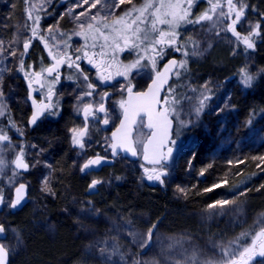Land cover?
Returning <instances> with one entry per match:
<instances>
[{
  "label": "rangeland",
  "instance_id": "374dc122",
  "mask_svg": "<svg viewBox=\"0 0 264 264\" xmlns=\"http://www.w3.org/2000/svg\"><path fill=\"white\" fill-rule=\"evenodd\" d=\"M17 1L20 2L12 0ZM184 1L171 0L185 7ZM146 2L100 0L92 8L95 0L88 3L84 0H26L25 4H20L16 11L11 12V18L0 15V92L3 94L0 96V134L1 106L6 99L5 75L8 67L13 73L10 76L14 75L15 63L27 33L35 29L53 51L63 55L65 46L76 50L85 45L83 41L86 39L89 43L95 40L91 37L93 30L87 27L89 23L100 29L99 25L124 17L133 7L140 8ZM152 2L159 3L160 0ZM4 4L8 2L0 0V5ZM137 15L139 13L133 11L132 16L126 17V22L130 23ZM93 16L97 19L92 20ZM252 24L248 21V28ZM179 26L183 28V31L176 28V32L179 31L176 39L182 50L180 62L186 63L183 67L179 65L174 83L165 97L177 103L172 105L175 112L170 113L175 121L173 140L176 143L170 145L173 152L164 165L168 173L162 177L164 184L148 179L145 169L153 167L119 157L112 167L99 174L86 175L89 184L85 195L88 196L83 197L77 187L63 184V172L54 161V154H60L61 140L52 143L46 134L35 136L20 150L6 148L0 142V160L4 162L0 167V194L4 198L0 225L4 226L7 234L0 243L5 244L11 261L16 257L26 258L22 238L24 229L14 224L10 206L13 190L21 183L29 189L24 211L28 225L52 239V229H55L53 220L65 219L72 227L73 239L81 243L78 261L71 262L70 257L62 256L54 264H208L220 261L226 246L231 245V250L239 255L245 247L252 245L256 233L264 228V210H252L251 202L244 194L221 198L219 201L230 202L223 208H209L208 205L193 213H179L175 208L168 210L167 215L181 217L178 223L170 218L169 221L159 219L151 224L149 218L133 214L115 203L114 199L111 200L121 185L129 187L134 184L142 189L141 174H144L148 184L167 188L173 201L183 203L184 192L190 184V177L184 175L183 167L189 165L197 146L195 136L187 131L195 125L199 130L211 133L216 140L212 153L202 155L201 162L235 164L249 158L264 180V23L259 35L255 38L250 36L252 48L246 47L243 42L238 45L235 37L226 35L222 22H181ZM157 28L169 31L167 24H158ZM241 70L252 77L250 86L242 82ZM201 101L203 107L197 114ZM253 113L254 117L251 116ZM146 137L140 121L134 142L145 141ZM135 147L140 155L142 144L135 143ZM21 150L29 165L24 172L18 171L13 163ZM82 164L67 162L69 175L75 177L81 174ZM94 180L99 183L90 187ZM88 188L96 192L88 194ZM150 228L152 237L149 240ZM249 229L256 231L253 238L243 246L237 245L238 237ZM258 253L257 246V254L248 264H264V257Z\"/></svg>",
  "mask_w": 264,
  "mask_h": 264
},
{
  "label": "flooded vegetation",
  "instance_id": "af4514ba",
  "mask_svg": "<svg viewBox=\"0 0 264 264\" xmlns=\"http://www.w3.org/2000/svg\"><path fill=\"white\" fill-rule=\"evenodd\" d=\"M184 2L186 3L185 8H187V0ZM212 3H219L222 7L217 8L215 13H212L210 12ZM233 3L238 6L239 4L245 5L241 21L235 25L240 35L242 37L248 36V33H251L257 24L260 25V31L264 23V0H233ZM192 9L193 11L190 12V18L188 19L196 20L205 12H209L212 15V20L209 21L222 22L224 33L235 37L230 31H227V27L235 18V14H232L231 19L221 16V12L228 13L227 0H192ZM114 21L115 19L107 23L110 26L109 28L103 27L105 23L99 25L98 27H101L100 31L92 32L91 37L95 38V40L92 39L94 40L92 43H89L86 39L83 41L85 45L82 44L76 50H71L68 46H65L63 55H58L53 51L39 32L36 31L35 35H33V32L26 34L24 43L26 40L29 41V47L25 51L23 43L22 51L17 57V63H15L14 75L10 76L13 73H10V67H8L4 79L6 99L1 106V134L7 135L8 140L3 141L1 146L20 150L27 146L32 137H40L48 133L52 143L55 140L62 141L60 154L65 155L66 162L83 163V167L88 160L94 157L107 158L109 156L111 148L110 135L119 124L124 109L121 107V101H125L129 82L132 85L133 92H140L146 88L156 75L148 59L142 60L141 64L144 67L133 69L127 80L124 76L116 74L120 66L132 63L138 55L148 56L154 54L150 51L148 53L143 51V48L148 46L147 41L139 50L124 48L123 51H119L114 50L113 47L102 48L101 46L105 44L104 35L109 36L108 44L111 45L115 33L112 31ZM150 21L151 17H149L148 23L142 24L140 27L148 28L150 37L158 38L159 33L151 31ZM248 21L253 23L250 28L247 25ZM180 28L179 26L178 29L180 30ZM180 31H183V28ZM102 33L103 35H100ZM255 37L256 35H254ZM235 41L238 45L241 43L237 39ZM120 43L123 45L122 41ZM156 47L157 49L163 48V54L155 56L156 71H160L164 63L171 58H176L180 65L182 50L178 39H176L175 45L165 44L156 45ZM50 52L51 55H49ZM102 52L105 55L102 56ZM85 53H87V56ZM53 57L58 59L64 57L65 62L58 66L59 80L53 84L52 95L49 98V82L55 80L56 73L48 75L44 70L56 63ZM113 57L115 60H113ZM102 60L104 64L101 63ZM69 63L72 64V67H69ZM177 70L173 76L172 84L176 78ZM34 73H40V77H37ZM109 74L112 77L110 80L104 82L100 80V75L108 76ZM85 76L88 77L87 80L84 79ZM30 82L31 89L29 88ZM42 84L43 86H41ZM88 84H92L93 88L89 89ZM88 92L92 94L86 95ZM167 92L168 90L163 94L161 101L165 99ZM33 100L36 101L37 105L41 102L44 104L51 103L52 105L40 112L35 123H31L33 113L36 111ZM86 105L90 106L92 111L87 120H85L83 111ZM101 105L104 110L98 111ZM160 106L163 107V104ZM105 120H107V123H105ZM73 130H86L82 140L83 148L73 143ZM83 155L85 156L82 157ZM57 158L58 156L54 154V161ZM81 175L86 176L89 174L86 171H81Z\"/></svg>",
  "mask_w": 264,
  "mask_h": 264
},
{
  "label": "snow or ice",
  "instance_id": "6c2138e0",
  "mask_svg": "<svg viewBox=\"0 0 264 264\" xmlns=\"http://www.w3.org/2000/svg\"><path fill=\"white\" fill-rule=\"evenodd\" d=\"M89 0H84V3H88ZM100 0H95V3L91 4L92 8H95ZM121 3H131V0H120ZM187 8L183 7L182 3H172L171 0L165 2V0H160V2L153 3L152 0H147L146 3L143 4L142 7L136 8L133 7L132 11L125 13L124 17H120L119 19L113 22L112 31L116 33V36L112 37L111 45L108 44L109 36L104 35L103 38L105 40V44L102 45V48L113 47L114 50L123 51L124 48H133V49H141V46L148 42V46L143 48L145 53L149 51L154 55L148 56H140L138 55L137 59L132 63L127 65H122L117 69V75H122L127 80L129 73L132 72L133 69L144 67L141 64V61L144 59H148L152 64L153 71L156 72L155 78L152 79L151 83L148 86V90L146 92H137L133 93V88L131 83L127 87V92L129 94V100L127 102L121 101V107L124 108L125 112V120L122 121L121 127L117 129L116 133H113V143L111 144L113 155H116L117 148L121 150L127 151L131 153L133 156L138 154L136 147H134V143L129 140L130 133L127 131L130 124H134L136 122V117L143 113L147 116V128L151 130L150 135L147 138V141L137 140L136 144L143 145V158L144 160L152 164L154 167L149 170L145 169L146 174L148 175L149 180L159 181L161 184H164V180L162 177L166 176L168 173L166 172L164 165L167 163L168 158L172 155L173 148L170 145H174L176 143L175 140L170 139V130L172 127V120L169 119V115L172 112H175V109L172 107L177 101L164 99L161 101L160 99V91L163 88V85L167 83L168 74L172 72L173 67L176 65V61L170 62L169 65L165 66L164 71H156V60L155 56H161L163 54V48L157 49L156 45H175L176 44V36L178 33L176 32V28L179 27L181 22L184 23H196L199 24L203 20H212V15L209 12H205L203 15L198 17L196 20H189L188 17L190 15V10L192 7V0H187ZM228 13L225 14L221 12V16H224L226 19H231L232 14H235V18L232 19L231 24L228 25L227 31H230L233 36L236 37L238 41L243 42L246 47L252 48L253 43L251 42V35H259L260 25L257 24L250 33L249 36H241L240 33L236 30L235 25L241 21V18L244 15L245 5L233 3V0H227ZM222 7L219 3H212L210 12L215 13L217 8ZM138 12L134 19L131 22H126V17L132 16V12ZM80 15H86V13H81ZM149 17H151L150 26L152 32H158L159 37H150L148 28H141L140 25L146 24L149 22ZM79 19V17H77ZM92 20H96L97 17L93 16ZM158 24H167L169 26V31L165 32L157 28ZM116 25H120L121 27L117 28ZM80 27L83 29L84 25L81 24ZM89 30L100 31V29H96L92 23L87 25ZM104 28H109L110 26L105 23L103 25ZM36 30L33 29V35H35ZM83 34V33H82ZM103 35V33H102ZM123 42L121 45L120 42ZM29 47V41H25L24 49L27 51ZM47 47V45H45ZM51 55V52L49 53ZM87 56V53H85ZM101 55H105V53H101ZM187 55V53H185ZM79 58V57H78ZM56 63L50 67L45 69L48 75H52L54 72L56 73L55 80L53 82H49V98L52 95V86L53 84L59 80V72L57 71L58 66L65 62V58H56L53 57ZM70 60V58H68ZM113 60L115 58L113 57ZM92 62L91 60L89 61ZM104 64V61H101ZM186 62H180V66L183 67ZM96 66V65H94ZM110 67V65H108ZM69 67H72V64L69 63ZM242 74V82L245 86H250L252 77L241 70ZM37 77H40V73H34ZM111 74L108 76L100 75V80L102 82L106 80H110ZM2 79V77H0ZM85 80L88 79L87 76L84 77ZM43 86V84L41 85ZM31 82L29 83V88L31 89ZM88 88L92 89L93 85L88 84ZM91 92L86 93V95H91ZM2 92H0V96H2ZM31 96V93H30ZM163 104V107L160 105ZM33 105L36 108V111L33 113L31 123H35L38 115L44 109L50 108L51 103L37 105L36 101L33 100ZM203 107V101H201V108L197 109V114H199L200 110ZM103 106L98 109V111H103ZM85 120L87 117L92 114L91 107L86 105L83 109ZM107 123V120H105ZM125 130L124 135L118 136V133H121V130ZM86 134V130H73V143L83 148L84 144L82 142L84 135ZM178 134V133H177ZM8 140L7 135L0 134V142ZM16 169H23L27 171L29 165L24 160V154L21 150L20 154L17 155L16 159L13 161ZM100 160L90 159L88 160L81 171H85L90 166L99 164ZM4 162L0 160V167H2ZM159 167H156V166ZM15 176L16 173L13 172ZM203 175V172H201ZM226 183V181H224ZM99 181H93L90 187H94ZM220 185H214L213 187H219ZM25 189L24 184H20L18 188H16V199L11 202V207L16 208L20 201L23 199V192ZM45 189L47 190V185L45 181ZM211 189H206V191H210ZM183 191V189H180ZM4 203V198L2 194H0V204ZM229 201H218L214 204L209 205V208H216L217 206L223 208L225 205L229 204ZM155 226L153 225V228ZM5 232V228L3 225H0V234ZM149 240L152 237V229H149L148 232ZM19 239V238H17ZM257 246L259 247V255L264 257V228H262L258 233H256L255 237L252 240V245L250 247H245L242 252H239V255H236L235 251L231 250V245L226 246L222 250V258L218 262H208V264H248V261L257 254ZM8 249L5 244L0 243V264H7L8 258ZM193 260H195V254L193 255Z\"/></svg>",
  "mask_w": 264,
  "mask_h": 264
},
{
  "label": "trees",
  "instance_id": "16d2710c",
  "mask_svg": "<svg viewBox=\"0 0 264 264\" xmlns=\"http://www.w3.org/2000/svg\"><path fill=\"white\" fill-rule=\"evenodd\" d=\"M19 1L18 3V1L5 0L8 4L0 5V15H8L11 18V12L16 11L20 4L26 3V0ZM251 116L254 117L255 114L253 113ZM187 132L195 136L197 146L194 156L189 162V167H183V169L185 168L184 175L190 177L188 180L190 184L184 192L186 194L183 196V203L173 201L171 191L169 192L167 188L148 184L144 174H141L142 189L136 188L134 184L129 187L121 185L117 187L111 200L114 199L115 203L133 214L149 218L152 221L151 224L156 223L159 219L169 221L170 218L178 223L181 217L167 215L168 210L172 208L177 209L179 213H193L204 209L213 202H218L223 197H234L239 194H244L250 200L252 210H264V180H262V173L257 171L254 162L249 158L235 164L201 162L202 155L212 153L216 140L211 133L199 130L197 125L191 127ZM47 135L49 136L48 133H46ZM55 162L60 168L58 169L63 172V184L77 187L81 196L87 197L88 195L85 194L89 182L86 176L81 174H76L75 177L70 176L64 154H59ZM217 184L220 186L213 187ZM206 189L211 190L206 191ZM24 211L25 208L12 213V216H14V224L24 229L22 238L26 258L17 259L16 257L14 260H10V264H54L62 256L70 257L71 262L79 260L81 243L73 239V230L67 220H53L55 229H52L53 238L51 239L43 231L33 229L28 225ZM255 233L256 231L251 229L242 233L237 239V245L243 246L246 241L253 238Z\"/></svg>",
  "mask_w": 264,
  "mask_h": 264
},
{
  "label": "water",
  "instance_id": "95a60500",
  "mask_svg": "<svg viewBox=\"0 0 264 264\" xmlns=\"http://www.w3.org/2000/svg\"><path fill=\"white\" fill-rule=\"evenodd\" d=\"M172 61H176V65L175 67H173L172 69V72L168 74V78H167V83L163 85V88L161 89L160 91V99H162V96L165 92V90L170 86L171 82H172V79H173V75L175 74L176 72V68L178 66V61L176 60V58H171L169 59L167 62L164 63L163 67L161 68V72L164 71V68L165 66L169 65L170 62ZM155 78V76H154ZM153 78V79H154ZM151 83V82H150ZM149 83V84H150ZM149 84L146 86V88L143 90V91H140V92H146L148 90V86ZM133 93H137V92H133ZM129 100V94L127 93L126 94V98H125V102H127ZM169 119L172 120V127H171V130H170V139L173 138V134H174V129H175V122L173 121V119L170 117L169 115ZM37 120V119H36ZM125 120V112H124V109H123V112H122V115H121V118H120V121H119V124L118 126L116 127V129L111 133L110 135V142L111 144L114 142L113 141V133H116L117 132V129L121 127V123L122 121ZM139 121H142L143 122V130L148 133L146 139L144 142L147 141V138L148 136L150 135V132L151 130H149L147 128V116L144 115L143 113H141L140 115H138L136 117V122L134 124H130V126L128 127L127 131L130 133L129 135V140L131 142L134 143V140H133V136H134V133H135V129L139 123ZM125 133V130H121V133H118V136H122L124 135ZM134 147H135V143H134ZM116 155H113V150H112V147L110 148V155H109V158H103V157H94L92 159H97L99 158L100 160V163L99 164H95V165H92L90 166L88 169H86V173L88 174H91V173H100L104 168H108V167H111L113 164H114V161L119 157V156H122L124 158H126L127 160L131 161V162H136L138 160V154L136 156H133L131 153L127 152V151H124V150H121L120 148H117L116 150ZM140 161L141 163L144 165V166H147V167H154L152 164H149L147 163L144 158H143V145H142V149H141V156H140ZM156 167H159L158 165ZM25 185V184H24ZM20 186L17 185L15 187V189L13 190V201L16 199V188H18ZM91 190V189H90ZM96 191L95 190H91L89 194H94ZM28 195H29V190H28V187L25 185V189H24V192H23V199L20 201V203L17 205L16 208H12L11 207V210L13 212H18V211H21L23 208L26 207V205L28 204ZM2 204H0V212L2 211ZM7 235L6 233L4 232L3 234H0V242L1 241H4L6 239ZM7 264H10V257H9V254H8V258H7Z\"/></svg>",
  "mask_w": 264,
  "mask_h": 264
}]
</instances>
